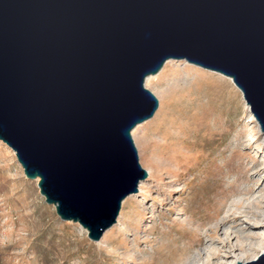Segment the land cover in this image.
<instances>
[{"label": "water", "instance_id": "obj_1", "mask_svg": "<svg viewBox=\"0 0 264 264\" xmlns=\"http://www.w3.org/2000/svg\"><path fill=\"white\" fill-rule=\"evenodd\" d=\"M171 60L231 78L264 133V0H0V142L94 242L148 178L132 132Z\"/></svg>", "mask_w": 264, "mask_h": 264}, {"label": "rangeland", "instance_id": "obj_2", "mask_svg": "<svg viewBox=\"0 0 264 264\" xmlns=\"http://www.w3.org/2000/svg\"><path fill=\"white\" fill-rule=\"evenodd\" d=\"M156 76L159 109L132 132L148 178L99 242L60 219L0 142V264H231L214 237L238 245L258 231L246 214L264 202V133L231 78L185 60ZM167 135L185 148L180 165L156 156Z\"/></svg>", "mask_w": 264, "mask_h": 264}, {"label": "bare ground", "instance_id": "obj_3", "mask_svg": "<svg viewBox=\"0 0 264 264\" xmlns=\"http://www.w3.org/2000/svg\"><path fill=\"white\" fill-rule=\"evenodd\" d=\"M156 77H157L156 75L149 76L146 79L145 85L147 86L149 83H152L156 79ZM252 118H253V121L257 122L253 116H252ZM193 120L195 121L196 118H193ZM193 120H192V122H193ZM195 123H196V121H195ZM137 128H138V126L134 129V131ZM175 139H176L175 137L167 135L165 137V141L167 142V144L160 145L158 154L156 155V151L152 152L153 156L156 155V156H158V158L159 157L164 158L165 160L169 161L171 164L175 163L176 165H180L182 160L185 158V154L182 152V149H185V148L181 147V149L179 151L177 150V148L175 150L173 148L174 147L173 144H174V142H176ZM180 143L185 145L186 144L185 139H184V142L182 141ZM185 146H187V145H185ZM197 146H198V144L194 143L192 147H197ZM153 156H152V158H154ZM155 160H159V159L156 158ZM155 162H156L154 164L155 167L161 168V164L157 161H155ZM37 182H38V180H37ZM261 200L264 201V195L261 197ZM127 201H128V199L124 202V204ZM252 209L253 210L250 209V211L246 214V217L248 218V220L250 222L253 223V225L255 226V229H258V231H254L255 233L253 232L254 234H252V236L249 235L246 238L239 236V239H238L239 244L238 245H232V243H231L232 241H230L229 238L227 240H222L217 235L214 237V239L221 242V245H223V247H228V250H229L227 252L228 253V259H231V262H230L231 264H238V263L245 264V263H247V260L249 258H253L255 261L262 253H264V202H262L260 200H256L255 205L252 207ZM226 224L227 223H225V222L221 225L217 224L216 227H214L215 228V234H218V229L221 230L222 227H224ZM239 250H240V254L237 253V252H239ZM214 256H216V254H214ZM227 261L229 262V260H227Z\"/></svg>", "mask_w": 264, "mask_h": 264}]
</instances>
